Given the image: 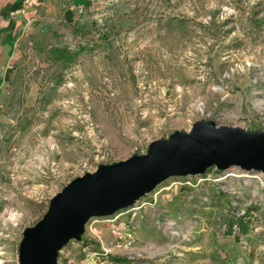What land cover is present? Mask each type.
<instances>
[{
  "label": "rangeland",
  "instance_id": "obj_1",
  "mask_svg": "<svg viewBox=\"0 0 264 264\" xmlns=\"http://www.w3.org/2000/svg\"><path fill=\"white\" fill-rule=\"evenodd\" d=\"M103 2L78 7L79 48L23 74L38 88L0 113V264H18L23 231L99 165L202 120L264 130V0ZM114 216L93 219L58 264L105 250L111 264H264L261 173L172 177Z\"/></svg>",
  "mask_w": 264,
  "mask_h": 264
},
{
  "label": "water",
  "instance_id": "obj_2",
  "mask_svg": "<svg viewBox=\"0 0 264 264\" xmlns=\"http://www.w3.org/2000/svg\"><path fill=\"white\" fill-rule=\"evenodd\" d=\"M211 167L264 175V130L198 121L151 142L144 155L99 165L71 180L50 199L42 219L23 231L18 264H58L62 249L81 241L90 220L133 207L169 178L202 175Z\"/></svg>",
  "mask_w": 264,
  "mask_h": 264
},
{
  "label": "crops",
  "instance_id": "obj_3",
  "mask_svg": "<svg viewBox=\"0 0 264 264\" xmlns=\"http://www.w3.org/2000/svg\"><path fill=\"white\" fill-rule=\"evenodd\" d=\"M103 1L0 0V113L16 90L33 86L23 74L47 69L52 63L47 58L70 52L71 41L77 40L73 49L79 48L83 38L77 30L83 21L78 7L93 12L104 7Z\"/></svg>",
  "mask_w": 264,
  "mask_h": 264
},
{
  "label": "built area",
  "instance_id": "obj_4",
  "mask_svg": "<svg viewBox=\"0 0 264 264\" xmlns=\"http://www.w3.org/2000/svg\"><path fill=\"white\" fill-rule=\"evenodd\" d=\"M113 217H115V216H113ZM113 217H111L110 219L108 218L105 221L113 222L114 221V219H112ZM94 222L92 220H90L87 223V225L85 226V230L87 228H90L91 225L93 226ZM108 252H109L108 250H105L104 253H102V254H99L97 252L89 253L87 255L86 259H84L79 264H111L108 260H105V257L107 256Z\"/></svg>",
  "mask_w": 264,
  "mask_h": 264
},
{
  "label": "trees",
  "instance_id": "obj_5",
  "mask_svg": "<svg viewBox=\"0 0 264 264\" xmlns=\"http://www.w3.org/2000/svg\"><path fill=\"white\" fill-rule=\"evenodd\" d=\"M237 223L240 225V232L241 233H244L245 232L246 225L244 223H242V218H240V220Z\"/></svg>",
  "mask_w": 264,
  "mask_h": 264
}]
</instances>
